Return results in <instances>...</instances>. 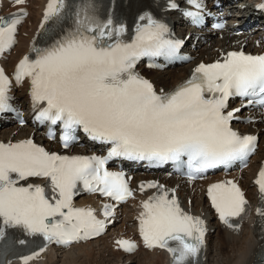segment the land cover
I'll use <instances>...</instances> for the list:
<instances>
[{"label": "snow or ice", "instance_id": "snow-or-ice-1", "mask_svg": "<svg viewBox=\"0 0 264 264\" xmlns=\"http://www.w3.org/2000/svg\"><path fill=\"white\" fill-rule=\"evenodd\" d=\"M13 2L19 5L25 0ZM187 2L195 10L184 15L195 24L201 23V0ZM169 7L175 9L178 5L173 2ZM26 15L0 16V53L16 43L18 25ZM68 20L71 25L64 27ZM140 20L147 23L137 24L131 42H126L121 39L125 25L111 14L101 19L92 0H80L72 6L67 0H48L38 33L45 38L46 46L36 47L33 43L31 52L35 57L25 55L19 61L16 82L25 78L30 81L35 119L42 124L59 123L65 148L75 140L73 133L78 129L89 139L110 147L106 156H70L48 152L32 139L0 142V240L5 238L6 227L16 226L62 245L102 234L106 221L97 219L91 208L75 207L73 196L80 185L117 202L131 196L124 174L105 168L114 157L158 164L181 162L187 157L191 181L208 169L246 160L255 151L257 138L241 135L231 126L241 108L226 109L233 97L247 101L241 107L256 104L264 108V55L229 52L222 62L199 64L191 78L172 91L161 89L158 93L135 70L137 61L142 56L174 57L182 41L166 39L167 26L147 13ZM9 88L10 81L0 69V112L11 108ZM53 137L50 131L49 138ZM29 178L46 179L51 195L38 184L21 183ZM255 183L264 203V168ZM156 186L154 182L147 184ZM144 187L142 184L141 190ZM207 195L220 220L238 229L239 224L230 219H243L248 201L237 184H211ZM142 206L139 230L145 247L167 249L173 264H192L204 246L203 221L185 213L175 196L169 199L167 192L149 197ZM112 211V205H104L106 219ZM256 211L264 218V207ZM170 240L178 245L170 246ZM116 243L129 252L136 248L132 241ZM35 255L21 259L28 264Z\"/></svg>", "mask_w": 264, "mask_h": 264}, {"label": "bare ground", "instance_id": "bare-ground-1", "mask_svg": "<svg viewBox=\"0 0 264 264\" xmlns=\"http://www.w3.org/2000/svg\"><path fill=\"white\" fill-rule=\"evenodd\" d=\"M46 0H31L27 3L30 9V15L21 29L19 43L12 54V58L17 57L23 52L24 34L31 32L34 22L39 18V7ZM171 21L174 18L171 17ZM222 39H216L213 35H206L207 44L194 53L195 61L191 64L176 69L174 72H146L149 79L159 88L169 89L190 73L195 64L209 62L214 59L222 58L230 50L238 49L242 44H252L253 40L242 36L239 38L231 37L227 34H222ZM258 51V48H255ZM18 104H23L22 95L19 94ZM258 114L257 117H261ZM19 133L14 134L15 131ZM243 130L248 134L258 133L261 136L259 144L260 155L252 158L250 166L242 173H233L231 176H237L240 184L246 190V196L253 204L257 202L254 190V171L264 157V125L256 124L244 127ZM30 130L19 129L17 126L9 128L0 136V141H13L18 139H29ZM140 177L134 181L133 185L137 194L134 200L129 201L118 215L119 223L113 228H110L106 234L95 241L84 245L72 247L69 251L61 255L59 250H48L40 258L28 264H133L139 261V264H168L167 257L162 253L157 252H142L139 251L132 256H127L119 259V252L114 250L113 240L125 234H131L132 228L138 223L140 213L144 211L143 202L149 197L162 195L167 192L168 198L175 196L177 202L182 209L191 216L200 217L208 223L210 232L207 237V252L204 264H251L257 249L259 247L258 235L253 228V219L246 221L244 224L235 230H228L220 226L214 221L213 214L208 209L205 203L206 186L214 181V179H206L203 182L196 183L192 188H188L181 180L171 178L166 179L164 176L157 178ZM146 185L148 182H154L157 186L148 192H140L137 189V184ZM163 188H160V186ZM93 197L85 198L80 201L85 204L94 201ZM122 214V218L120 219ZM228 248L224 251V248ZM140 259V260H138ZM137 260V261H136ZM136 264V263H135Z\"/></svg>", "mask_w": 264, "mask_h": 264}, {"label": "rangeland", "instance_id": "rangeland-1", "mask_svg": "<svg viewBox=\"0 0 264 264\" xmlns=\"http://www.w3.org/2000/svg\"><path fill=\"white\" fill-rule=\"evenodd\" d=\"M226 247L224 248V251L228 248V246L227 245H225ZM62 255V254H61ZM138 260H140V259H138ZM137 261V260H136ZM139 264V261H137V262H134L133 264ZM212 264H214L213 262H212Z\"/></svg>", "mask_w": 264, "mask_h": 264}]
</instances>
